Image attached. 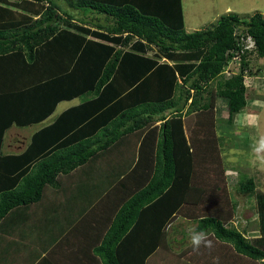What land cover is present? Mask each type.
<instances>
[{
  "label": "trees",
  "instance_id": "trees-1",
  "mask_svg": "<svg viewBox=\"0 0 264 264\" xmlns=\"http://www.w3.org/2000/svg\"><path fill=\"white\" fill-rule=\"evenodd\" d=\"M181 3L0 0V226L40 201L60 174L139 134L137 155L134 147L104 199L118 213L96 248L104 264H148L157 248L170 247L166 229L178 216L211 242L184 248L181 264H264V190L253 176L238 182L239 193L255 197L260 235L228 226L238 202L226 185L216 116L218 98L230 125L247 106L245 70L251 74L252 53L264 57V15L228 12L188 32ZM80 32L94 37L84 48ZM247 36L252 49H244ZM235 53L239 70L227 76ZM78 96L85 101L34 133L23 153H1L12 124L39 123Z\"/></svg>",
  "mask_w": 264,
  "mask_h": 264
},
{
  "label": "crops",
  "instance_id": "crops-1",
  "mask_svg": "<svg viewBox=\"0 0 264 264\" xmlns=\"http://www.w3.org/2000/svg\"><path fill=\"white\" fill-rule=\"evenodd\" d=\"M181 2L185 21V6L183 0ZM95 16L99 15L95 14ZM187 31H189V28ZM81 35L86 38L84 44H80V48H84L87 45L86 41L94 37L82 33ZM111 44L117 45L115 43ZM117 47L119 48L120 45H117ZM162 60L164 61L165 58ZM255 92V98L251 102L257 106L258 103H263L260 99L262 94L260 89ZM76 99L81 101L71 105L70 103ZM83 101H85L83 96L62 100L58 103L54 112L39 123H33L29 126L12 124L5 131L3 143L1 144V153L5 156L23 153L30 144L34 133L53 123L65 110L77 106ZM64 104L65 108L63 107L54 116L57 109ZM2 105L5 106L3 103ZM2 105L0 104V110H5ZM252 108L248 109V107H245L240 112L243 114V118L240 120V124H236V126H239L236 131L241 128L247 131L252 117L256 121L254 125L256 126L258 123L257 113L252 111ZM245 109L247 111L243 112ZM238 114L235 115L237 123L239 122ZM216 116L218 118L220 115L216 113ZM157 123L160 124L161 122ZM35 125L37 128L31 135L18 129ZM138 135L135 134L124 138L125 141L117 146L113 154L119 153L122 156L123 151L120 149V145L131 142L132 147H135V155H137L139 143L136 140L139 138ZM111 155L107 156L104 153L92 160L88 165L79 166L69 173L60 174L53 184L44 188L40 201L33 205L16 209L6 220H3L0 226V264H35L41 259V262H43L41 264H104L103 256L96 252V248L107 240L108 231H110L114 220L118 216V213L111 214V200L104 202V199L109 192V188L113 189L112 186L119 180L118 174H120V171L125 169L130 163V157H127V160L121 157L114 162L111 161ZM124 156L126 155L124 154ZM228 170L232 169L227 168L226 171ZM187 222L193 223L192 231H195L197 225L195 221L178 216L170 227L166 229L170 247H168L167 242L165 247L157 248L148 258V264L151 261H155L152 257L155 254H158L156 257L158 261L160 263L163 262V257H159L161 253L173 254L176 258L175 264H181V262H178V260L180 261L179 255L181 251L191 245V238L188 237L189 231L183 227V224ZM232 223L228 224V226L233 225ZM138 227L139 231H143L145 226L138 225ZM242 231L246 232L247 237L259 236L258 221L256 228H251L250 230L244 228ZM185 240H190V242L180 246L181 248L178 251L173 250L172 243L178 242L182 244ZM45 259H47V262H45Z\"/></svg>",
  "mask_w": 264,
  "mask_h": 264
},
{
  "label": "rangeland",
  "instance_id": "rangeland-1",
  "mask_svg": "<svg viewBox=\"0 0 264 264\" xmlns=\"http://www.w3.org/2000/svg\"><path fill=\"white\" fill-rule=\"evenodd\" d=\"M183 3L185 6V27L186 30L189 28L188 32L211 28L218 23L222 15L228 12L237 13L245 19H248L256 12L264 15V0H183ZM250 68L251 74L245 79V83L248 86V104L246 107H248V109L253 107L251 110L257 113L258 123L256 126H254L256 121L254 120V117H252L251 123L248 124L250 127L247 131L242 128L239 131H236V128H239L236 124H240L243 114H238V123L236 117H234L235 119L233 118L231 126L228 123V105L226 99H217V114L220 115L217 123V134L221 137L223 149L222 159L225 168H231L233 170L226 171V185L228 186L233 199L238 202L237 215L233 219L234 221H232V224L240 230H243L244 228L250 230L257 226V215L254 208L255 197H250L238 192V182L242 175L255 177L258 184L257 189L264 190V149L259 152L256 151L260 146V141L264 139V57L252 53L250 55ZM230 70H232L233 73L237 72L239 70V63H233ZM232 74L229 72L226 75L231 76ZM259 89L262 94L260 99L263 103H258V105L255 106L251 100L255 98V91H258ZM79 101L81 100L76 99L70 104L73 105ZM63 107L65 108V104L57 109L54 116L58 114ZM245 111L247 110L245 109L243 112ZM36 128L37 126L35 125L33 127L30 126L18 129L31 135ZM119 144L120 140H117L106 150L107 152H105V154H107V156L112 154L110 158L111 161L114 162L121 157H124V160H127V157H130L131 160L134 156V147H132V143L126 142L124 145H120V149L123 151L122 156L119 153L113 154ZM124 154L126 156H124ZM106 165L108 164L106 163ZM183 227L185 230L189 231L188 237H190L193 223H184ZM189 242L190 240H185L182 244L174 242L172 243L173 250L178 251L181 248L180 246H184L185 243ZM157 256L158 254L152 256L153 259H155V261H151L152 264L176 263V258L171 253H161L159 256L160 258L163 257V262L161 263L158 261V258H156ZM178 262L180 261L178 260Z\"/></svg>",
  "mask_w": 264,
  "mask_h": 264
},
{
  "label": "clouds",
  "instance_id": "clouds-1",
  "mask_svg": "<svg viewBox=\"0 0 264 264\" xmlns=\"http://www.w3.org/2000/svg\"><path fill=\"white\" fill-rule=\"evenodd\" d=\"M262 149H264V139L260 141V146L256 149V151L259 152ZM190 238L194 250L199 248L202 242H204L207 246H211V242L205 240V235L203 232L192 231L190 233Z\"/></svg>",
  "mask_w": 264,
  "mask_h": 264
},
{
  "label": "built area",
  "instance_id": "built-area-1",
  "mask_svg": "<svg viewBox=\"0 0 264 264\" xmlns=\"http://www.w3.org/2000/svg\"><path fill=\"white\" fill-rule=\"evenodd\" d=\"M244 40V42H245V46H244V49H252L254 46H255V44H254V41H253V39L251 38V36H247V38L246 39H243ZM240 54L239 53H235V55H234V57H233V60L231 61V63L227 66V68H226V70H225V73L226 74H228L229 72H231V74L233 73V71L232 70H230L231 69V65L233 64V63H239L240 62ZM249 75V73H248V70H245V79H246V77Z\"/></svg>",
  "mask_w": 264,
  "mask_h": 264
}]
</instances>
